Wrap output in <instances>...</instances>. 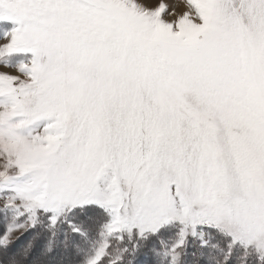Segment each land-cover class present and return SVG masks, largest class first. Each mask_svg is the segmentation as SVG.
<instances>
[{
	"label": "snow or ice",
	"instance_id": "obj_1",
	"mask_svg": "<svg viewBox=\"0 0 264 264\" xmlns=\"http://www.w3.org/2000/svg\"><path fill=\"white\" fill-rule=\"evenodd\" d=\"M0 264H264V0H0Z\"/></svg>",
	"mask_w": 264,
	"mask_h": 264
}]
</instances>
